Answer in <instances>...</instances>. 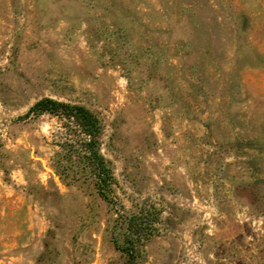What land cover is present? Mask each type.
I'll return each mask as SVG.
<instances>
[{
    "label": "rangeland",
    "instance_id": "374dc122",
    "mask_svg": "<svg viewBox=\"0 0 264 264\" xmlns=\"http://www.w3.org/2000/svg\"><path fill=\"white\" fill-rule=\"evenodd\" d=\"M101 119L115 183L53 168L64 120ZM153 205L144 264H264V0H0V264H108Z\"/></svg>",
    "mask_w": 264,
    "mask_h": 264
},
{
    "label": "trees",
    "instance_id": "16d2710c",
    "mask_svg": "<svg viewBox=\"0 0 264 264\" xmlns=\"http://www.w3.org/2000/svg\"><path fill=\"white\" fill-rule=\"evenodd\" d=\"M47 113L64 120L68 136L59 145L54 155L55 174L66 183L92 184L96 193L108 200L113 192L115 178L111 162L100 151L102 133L101 119L89 108L52 98H42L35 102L24 115L38 116ZM159 211L155 206L140 207L137 213H119L113 243L121 261L108 264H144L145 245L160 233Z\"/></svg>",
    "mask_w": 264,
    "mask_h": 264
}]
</instances>
